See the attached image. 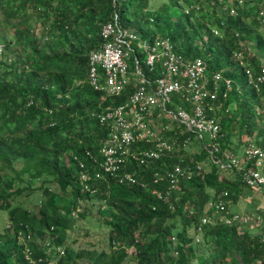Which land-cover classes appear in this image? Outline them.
<instances>
[{"label":"trees","instance_id":"trees-1","mask_svg":"<svg viewBox=\"0 0 264 264\" xmlns=\"http://www.w3.org/2000/svg\"><path fill=\"white\" fill-rule=\"evenodd\" d=\"M155 1L0 0V17L13 28L10 37L0 35L5 52H12V56L5 52L0 56V209L7 211L9 220L6 233L0 234V264H40L41 260L46 264L48 250L57 264H82L77 260L86 257L92 264H125L129 249L137 264H264V243L248 228L227 226L215 219L198 231L208 188L216 194L227 191L232 201L249 198L256 191L240 182L235 169L222 168L213 159L223 160L221 153L232 148L233 135L240 139L246 134V143L255 140L264 147L263 115L256 112L261 99L247 86L243 67L233 58L234 51H243L246 63L264 61V34L255 31L256 22L251 18L262 2L250 0L249 4L248 0L237 16H231L222 5L214 6L217 0H163L153 8ZM183 4L198 8L185 12ZM115 14L120 26L147 38L168 37L185 58H202L208 74L222 71L232 79V87L225 100L219 95L223 105L216 118L221 152L211 159L208 172L194 174L167 196L165 174L181 159L175 152L149 165L129 162L124 170L136 171V183L106 177L92 185L103 204L99 212L101 223L108 228L109 247L95 255L63 241L65 219L84 218L85 209L77 208L81 199L91 196L76 183L79 162L92 171L95 165L86 152L97 156L106 136V129L89 112L122 104L132 91L127 88L103 98L87 80L88 53L99 47L101 27ZM216 25L223 32L221 38L211 31ZM140 67L148 77L153 76L143 63ZM246 89L250 90L248 96ZM174 101L180 100L174 96ZM246 102L255 108L261 123L243 109ZM186 136L194 134L175 135L178 140ZM240 145L234 146L235 152ZM208 156L200 148L193 159ZM155 172L160 175L156 182ZM38 179L43 184L54 181L59 192L49 184L41 185L44 201L22 208L17 199L22 193L36 192L33 181ZM62 200V205L57 203ZM73 210L76 216L71 215Z\"/></svg>","mask_w":264,"mask_h":264},{"label":"built area","instance_id":"built-area-1","mask_svg":"<svg viewBox=\"0 0 264 264\" xmlns=\"http://www.w3.org/2000/svg\"><path fill=\"white\" fill-rule=\"evenodd\" d=\"M232 1L237 5H231L227 13L237 16V6L242 5L244 0ZM254 19L259 30L264 33V8L256 11ZM214 32L219 34L218 30ZM100 36L102 39L99 47L90 50L87 56L89 84L94 90L100 91L103 98L117 96L127 88L132 91L122 104L108 105L101 112H89L90 117L98 119L106 129V136L97 156L86 152L95 165L92 171H88L85 164L79 162L76 183L81 192L95 194L97 189L92 188V185L106 177L118 183H136V171L124 170L129 162L138 166L149 165L162 156L186 148L194 137L211 156L210 160L217 152H221L220 123L216 114L221 112L223 105L219 95L221 93L224 100L228 97L232 79L224 77L222 71L208 74L202 58H185L174 50L168 37L155 35L147 38L120 26L116 14L111 21L102 25ZM235 36H239V33L235 32ZM2 46L0 42V52ZM139 54L141 58L138 59ZM233 58L244 65L247 86L253 88L261 99L258 113L263 115L264 125V61H259L254 67L245 65L242 51H234ZM131 63L133 70H130ZM142 63L153 74L151 78L142 71ZM174 96L179 98V103L174 101ZM228 108L225 112H228ZM155 110L182 126L181 131L175 132V127L169 123L155 126L150 120ZM185 132L193 133L194 137L186 136L182 140L175 137L177 133ZM221 155L223 160L213 159L215 164L224 167V162L226 167L235 169L243 185L261 192L264 197L262 145L251 140L242 145L238 152L232 146L225 148ZM202 171L200 161L191 157L186 162L181 157L180 162L165 174L169 183L166 195L178 189L181 182ZM154 177L155 182L159 180V173L155 172ZM231 201L227 191L219 194L214 192L203 205L198 231L201 232L204 225L214 223L217 219L227 226H238L241 229L253 227L257 230L255 234L264 243V209L262 212L239 211L232 207ZM193 212L190 209V213ZM71 215L76 216V211L73 210ZM172 242L175 245V239L172 238Z\"/></svg>","mask_w":264,"mask_h":264},{"label":"rangeland","instance_id":"rangeland-1","mask_svg":"<svg viewBox=\"0 0 264 264\" xmlns=\"http://www.w3.org/2000/svg\"><path fill=\"white\" fill-rule=\"evenodd\" d=\"M163 0H157L153 3V5H151V7L153 8H158L161 5V2ZM260 2L264 3V0H260ZM262 5V4H260ZM2 16L0 17V35H2L3 33L6 34L7 37H10L12 35L13 32V28H10L8 23H6L7 21L2 20ZM40 30H38L37 32L39 33ZM257 32H260L259 30H256ZM3 34V35H5ZM0 42L3 44L2 46V50L0 52V56L4 55L5 52V44L1 41ZM3 54V55H2ZM5 55L7 56H12V52L9 50H6ZM4 55V56H5ZM23 65V64H22ZM250 94V90L246 89V93L245 96H248ZM248 104V105H247ZM250 103L244 104L243 103V109L247 111V113L253 118H255V120L258 123H261V119L258 115H255V108L252 107V105H249ZM232 110V109H231ZM258 111V108H256V112ZM168 118V117H167ZM168 121V120H167ZM169 123L170 126H174L175 123L173 121H171V119L166 122ZM164 123H160L157 124V126L163 125ZM205 140L207 139L206 136L204 138ZM248 136L245 134L243 135L240 139L237 135H233L232 137V146L237 147L236 145H239V143H241L242 145L245 144V142L247 141ZM196 139L192 138L191 142L187 145L186 148L181 149V150H177V154L179 157H187L188 159H190L191 157L193 158V155L195 154L196 151H198L199 147L198 144L195 141ZM240 145V147L242 146ZM211 156H208V158H205L203 160H201V165H202V172H208L210 167H211V160H210ZM224 165V167H222L220 164H218L220 167L222 168H226L225 163H222ZM19 168V167H17ZM229 172L228 171H224V174L227 175ZM26 177V175H24ZM52 183H44L41 179L35 180L33 181V187L36 188L34 190H36V192L30 194L29 196H27L26 194L22 193L23 195L19 197V199H17L18 203L20 204V206L23 208L24 206H33L36 202L37 204H39V202H43L44 201V196L41 194L39 187L41 185L47 186V184H49L50 189H52L54 192H59V187L58 185L54 182L51 181ZM257 194V197H255L254 195V201L250 204L249 200L252 199L250 198H246L244 196H241L240 198L237 199L236 201H231V205H237V209H239V211H245V212H257L259 209H261V207H264V203L260 206H258V204L261 201H264V197L261 195V192L255 191L254 194ZM207 194L210 196H212L214 194V189L213 188H208L207 190ZM261 197V198H260ZM43 198V199H41ZM259 199V200H258ZM58 204L62 205L64 203V200H62L61 202H57ZM99 208H103V204L101 203V200L98 199L97 196H95L94 194H92L89 198H85V199H81L80 200V206L78 207L79 211H83V209H85L86 215L84 218L82 219H77L75 220V217L72 218H68L65 219L66 220V224H67V229L64 232V244H69L71 245V247H73L75 250H79L80 252H86L85 249L91 250L93 252H95V255H97L101 250L105 249L108 250V228L101 223V213L99 212ZM37 209H34V211L36 212ZM262 210V209H261ZM8 214L7 211L4 209H0V234H4L6 233V224L8 223ZM245 229H249L253 234H255V232L257 230H255L253 227H249L246 226L244 227ZM199 235L196 236V241L199 240ZM58 250V249H57ZM51 251V250H50ZM49 250L46 251L48 255V257H46L44 259L46 264H57L56 259L53 258L51 252ZM59 251V250H58ZM133 249H129V252L127 254L126 260H125V264H137L136 259L133 258L134 255L132 254ZM60 252V251H59ZM82 264H92L91 262V258H81L77 260Z\"/></svg>","mask_w":264,"mask_h":264},{"label":"clouds","instance_id":"clouds-1","mask_svg":"<svg viewBox=\"0 0 264 264\" xmlns=\"http://www.w3.org/2000/svg\"><path fill=\"white\" fill-rule=\"evenodd\" d=\"M218 2L217 3H214V6L215 7H218V6H221L222 5V9H224L226 12H228V9H230V6L231 5H237V3L236 2H234V1H232V0H226L225 2H224V0H217ZM248 0H244V2H243V4L242 5H240V6H237V11L239 12V10L240 9H242L244 6H246V2H247ZM249 2V4H250V2H252V1H248ZM262 5H260V4H257V9L255 10V12L253 13V15H251V18H253L254 19V16H255V13H256V11H258L259 9H261V8H264V3L262 2L261 3ZM183 6H184V10H185V12H188L189 11V9H190V7H196V8H198V5H196V6H189L188 4H183ZM228 14V13H227ZM238 15V14H237ZM254 21H255V19H254ZM256 22V21H255ZM256 30H259V26L257 25V22H256ZM215 30H218V32H219V34H215ZM211 31L213 32V34L214 35H216V36H218V37H222L223 36V32L221 31V29H220V27H218L217 25L216 26H212L211 27ZM260 31V30H259ZM259 33H263L262 31H260ZM264 34V33H263ZM240 35V34H239ZM203 38L205 39L206 38V36H205V34H204V36H203ZM249 50V49H248ZM243 52V51H242ZM244 53V52H243ZM250 56H252V53H250ZM235 60V59H234ZM236 61V60H235ZM236 62H238V61H236ZM239 63V62H238ZM243 63L245 64V65H250V66H256L258 63H256V65L254 64V65H251L250 63H246V55H245V53H244V60H243ZM240 64V63H239ZM241 65V64H240ZM244 65L242 64V67H243ZM243 71H244V69H243ZM20 163H21V161H20ZM7 225H8V223L6 224V229H8L7 228ZM42 261L43 260H41V261H39V263L41 264L42 263ZM32 264H34V263H32Z\"/></svg>","mask_w":264,"mask_h":264},{"label":"crops","instance_id":"crops-1","mask_svg":"<svg viewBox=\"0 0 264 264\" xmlns=\"http://www.w3.org/2000/svg\"><path fill=\"white\" fill-rule=\"evenodd\" d=\"M150 120H151V122L155 125V126H157V124H160V123H166V122H168L169 120H170V118L168 117L167 118V116L166 115H163L159 110H155L154 112H152V114L150 115ZM168 120V121H167ZM172 121V120H171ZM175 123V122H174ZM174 127H175V132H180L181 131V128H182V126H178L176 123H175V125H174ZM194 139H196L195 141H196V143L198 144V146L197 147H199V149L201 148V145H200V142H199V140L197 139V138H195L194 137ZM246 143V142H245ZM242 145V144H241ZM243 145H245V144H243ZM242 148V146L240 147V149ZM198 149V150H199ZM254 195H255V197H257V194L255 193L254 194V192L252 193V195L250 196L252 199H250L249 200V203L251 204L253 201H254ZM249 197V198H250ZM240 198V197H239ZM258 198V197H257ZM261 198V197H260ZM259 200V199H258ZM237 202V201H236ZM264 203V201H261L259 204H258V206L260 205H262ZM232 207L234 208V209H237L238 207H237V205L235 204V205H232ZM261 209H264V207H261Z\"/></svg>","mask_w":264,"mask_h":264}]
</instances>
